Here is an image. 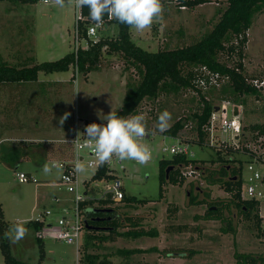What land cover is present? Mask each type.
Returning <instances> with one entry per match:
<instances>
[{"label": "rangeland", "instance_id": "374dc122", "mask_svg": "<svg viewBox=\"0 0 264 264\" xmlns=\"http://www.w3.org/2000/svg\"><path fill=\"white\" fill-rule=\"evenodd\" d=\"M161 3L162 18L144 31L132 29L131 32L134 42L150 51L190 43L212 28L225 6L220 0L193 7L179 6L178 0H161ZM75 17L74 3L66 2L64 7H59L54 0H0V61L20 67L60 58L73 48ZM117 30V23L110 20L96 28L95 36H113ZM246 33L245 72L264 78V10L253 16ZM224 57V53L220 54L221 59ZM138 81L137 72L126 64L122 56L103 53L97 68L86 74L79 72L74 75L72 67L63 71L39 72L35 81L21 83V86L11 83L12 92L8 89L0 91V204L8 228L17 223L26 225L46 209H50L51 213L45 219L55 221L63 207L73 204L72 194L59 181L61 169L58 162L68 158L69 153L58 142V138L64 135L59 118L70 112L66 121H72L75 115L103 121L97 115L98 111L107 115L118 109L128 88ZM201 90L205 89L201 87ZM215 95L213 102L221 101L218 94ZM198 105L196 91L182 88L177 92H160L153 98L144 97L136 111L129 115L142 113L146 116L149 134L140 142L149 147L152 156L146 164L124 161L125 168L119 171L121 182L126 194L149 200L130 205L113 201L111 206L119 214V220L122 219L119 231L130 226L125 220L130 217L139 219L145 229H155L157 235L119 236L112 241L96 242L89 251L111 260L112 264H137L140 261L155 264H234L235 252L264 256V238L257 236L250 221L229 203L231 194L218 184H208L199 170L195 169L196 172L191 175H182V184L164 185L163 195L158 197V160L171 156L170 152L162 150L163 146L173 144L177 136L182 141H188L194 157L208 158L211 155L209 148H201L191 142L196 140L197 135L190 116ZM227 107L230 114V105ZM164 110L171 113L170 126L178 118L188 117L174 136L157 131V118ZM239 115L244 126L239 137L216 133L214 142L219 144L224 138L234 145L244 142L248 148L261 152L262 147L255 140L251 125L264 123V95L258 100L253 96L246 97L244 105L239 108ZM37 144L46 146L45 155L37 150ZM240 157L243 160L247 158L244 155ZM45 164L51 168L49 173L43 170ZM205 164L215 166L208 161ZM17 171L27 173L30 179L19 181ZM91 173L92 170L85 166L80 176L84 179ZM246 176L247 171L243 168L242 181ZM90 185L99 197L106 182L91 180ZM188 189L198 198H205V202L189 204ZM204 191L209 192L208 198L204 197ZM243 195L249 198L247 193L243 192ZM208 201L223 203L222 217H204ZM174 206L176 211L172 210ZM65 212L66 215L69 213ZM258 213L262 218L261 228H264V197L258 199ZM228 222L234 231L224 230ZM182 223H187L189 228L183 231L168 229L172 224ZM25 227L29 231L22 240L9 242L11 253L16 258L30 264H80L82 239L78 250L74 243L54 239L49 234L38 242L33 227ZM40 243L43 246L41 259ZM139 247L154 249L128 255L119 252L122 248ZM190 250L194 252L189 253ZM0 264H5L1 248Z\"/></svg>", "mask_w": 264, "mask_h": 264}, {"label": "trees", "instance_id": "16d2710c", "mask_svg": "<svg viewBox=\"0 0 264 264\" xmlns=\"http://www.w3.org/2000/svg\"><path fill=\"white\" fill-rule=\"evenodd\" d=\"M11 1L16 2L17 0ZM20 1L34 2L36 0ZM209 1L211 0H178L179 6L184 7H193ZM220 1L224 2L225 6L210 30L193 38L190 43L174 48H160L153 51L137 45L131 37V29L128 26L119 23L115 18H108L105 15L103 19L104 23L110 20L117 23L118 30L116 34L98 37L97 41L90 44L89 47L79 49L76 56L71 49L58 59L41 61L29 66L22 65L16 67L0 61V91L8 89L12 92L13 87L11 88L9 85L11 83L21 86V83L35 81L38 78L39 72L63 71L69 69V67L74 68L76 66L81 74H86L97 68L103 53L119 54L128 66L135 69L139 76V81L128 88L121 106L113 111L119 116L127 117L133 114L144 97L153 98L160 92H177L182 88L196 91L199 97V105L192 112L190 119L193 121L197 138L191 142L201 148H209L211 155L208 158H196L183 154H171L169 158H160L158 160V197L163 195L164 185L169 183L182 184L184 178L180 172V168L191 164L194 169L201 172L202 178L208 184H218L224 191L231 194L229 203H232L243 217L250 221L255 234L264 238V228H261L262 218L258 213V200L241 197L244 164L253 160L254 154L247 153L249 150L246 148L244 142L239 144L238 147L230 144L210 145L206 139L207 131L204 129L214 107L213 100L216 93L220 100H229L240 109L244 105L246 97L253 96L258 100L264 95V90L255 87L248 81L258 76L247 74L243 65L244 49L248 39L246 31L252 23L253 16L264 10V0ZM81 12L86 17L79 22V28L82 34H84L85 28L91 20L89 19L87 7L81 9ZM222 53L225 55V60L220 58V54ZM229 59H231V62H228ZM206 71L217 74L218 85H208L202 91L201 87L194 80L197 77H204L208 81V74H204ZM187 120L188 117L186 116L178 118L164 132L174 136ZM251 128L259 134L264 133V123H253ZM253 136L256 138L257 134H253ZM185 143L188 144V141ZM37 145L39 146L38 148H42L40 144ZM240 155L247 157L246 160H243ZM15 158L18 159V155ZM207 161L215 166H206L205 163ZM166 170L168 171L166 172ZM114 177L113 173L107 172L105 166H102L91 176V180L101 178L109 180ZM188 191L189 204L205 202V198H198L196 194L191 192V189H188ZM85 193L87 197L80 203V206L88 208L84 218L83 244L81 243L83 245V255L80 256V264H112L111 260L100 258L98 253L89 251V248L93 247L96 242L112 241L119 236L135 238L157 235L155 229H145L140 225L139 219L133 220L130 217L125 218L130 226L125 230L119 231L118 227L122 225L120 223L122 219L119 220V214L111 206L114 201L111 196L106 193L105 196L100 195L97 197L95 195V188L90 185V180L85 181ZM204 195V197L208 198L209 192L204 191ZM148 200L147 198H137L124 192L123 197L118 201L130 205L146 203ZM214 202L208 201L204 213L205 218L222 217L221 209L223 203L215 202L214 204ZM172 210L176 211V206ZM227 224V228H224V230L230 229L234 231L230 222ZM26 225L32 226L35 231L42 227L43 222L30 220ZM188 228L187 223L172 224L168 227L169 230L174 231H183ZM7 229L8 224L3 220L0 204V248L5 264H30L27 261L16 258L11 253L9 241L3 236ZM36 238L38 242L42 239ZM39 245V258L41 259L43 256V246L41 243ZM149 249L154 248H122L119 252L128 255L134 252L149 251ZM193 252V250L189 251V253ZM234 257V264H264V256L262 255L235 252ZM137 264L155 263L140 261Z\"/></svg>", "mask_w": 264, "mask_h": 264}, {"label": "built area", "instance_id": "2783aa9c", "mask_svg": "<svg viewBox=\"0 0 264 264\" xmlns=\"http://www.w3.org/2000/svg\"><path fill=\"white\" fill-rule=\"evenodd\" d=\"M44 2L48 0H43ZM75 22H74V40L72 50L77 54V51L81 48H87L90 44L97 41L98 37L95 36L96 28L101 26L95 25L94 22H90L89 25L85 28V33L82 34L81 29L79 28V22L84 20L86 17L82 14L81 9L75 7ZM110 18L109 16H107ZM74 75L79 74L77 67L73 68ZM208 74V81L204 77H197L195 80L199 87L206 88L208 85L214 84L218 85L217 74L204 72ZM250 81L255 87L264 90V78H251ZM230 105V114L227 112ZM218 106V109L215 110L214 107ZM214 107L209 115L208 121L204 127L207 131L206 139L210 145H220V144H230L234 147H238L239 144H233L228 142L225 138L220 140L219 144L214 142V136L216 133L221 135H231L238 138L242 132L243 125L240 122L239 107L235 106L229 100H221L217 103H214ZM238 109V113L234 114V108ZM128 117V116H127ZM73 124L70 134L61 139V142L65 143L68 147V158L62 159L58 162V166L61 169L59 176V181L65 187L67 192L72 194V205L67 208H63L61 214L57 217L55 221L46 220L45 216L51 213L50 209L44 210L40 216H38L36 221L43 222L41 228L35 230V236L42 238L46 234L51 236L54 239L63 240L67 243H74L76 249H79L81 244V239L83 237V231L85 227V212L88 208L80 206V203L87 197L85 193V181L90 180L91 176L99 170L100 167L105 166L106 171L113 173L115 177L113 179L106 180L104 178L96 179L106 182L104 191H102V196H105L106 193L111 196L114 201H118L123 197V185L121 182V176L119 171L124 170L125 164L124 161H118L115 157L111 164L101 165L94 153V145L86 141L85 136L83 135L85 126L90 123L103 124L106 121L91 120L86 118H81L78 115L73 117ZM80 132L79 142L77 139V132ZM255 140L259 142V147H262V151L258 152L255 148L247 146L249 150L247 153H253L254 159L248 161L244 164V168L247 171V176L245 180L242 181L241 185V197L245 198L243 192L247 193L249 198L259 199L264 197V134H259L257 131ZM177 140L170 146H163V151H168L171 154H183L189 157H193V152L191 151L189 145L182 141L179 137ZM77 160L85 163L87 169H91L92 173L89 176H86L84 179L81 178L80 172L75 171V163ZM55 164V162H53ZM181 174L184 176L186 173L191 175L196 170L191 166V164L184 165L180 168ZM16 176L19 181L25 182L30 179V176L23 171H17ZM58 200V198H55ZM69 213L66 215L65 211Z\"/></svg>", "mask_w": 264, "mask_h": 264}, {"label": "clouds", "instance_id": "9594fccd", "mask_svg": "<svg viewBox=\"0 0 264 264\" xmlns=\"http://www.w3.org/2000/svg\"><path fill=\"white\" fill-rule=\"evenodd\" d=\"M73 4L79 10L85 7L89 10V19L99 26L103 23L105 15L115 18L119 23L136 31H144L152 26L154 21L162 18L163 5L161 0H54L59 7ZM78 92V91H77ZM70 112H65L59 118L62 126L70 117ZM97 115L106 123H90L85 126L83 135L86 141L94 145V153L101 165L111 164L115 157L118 161H136L146 164L152 156L149 147L140 141L148 134L147 119L144 114L129 117L119 116L111 111L104 115L98 111ZM171 113L162 111L157 118V131L164 132L170 127ZM81 133L77 132V143ZM84 164L77 160L75 171L81 172ZM45 173L51 168L43 165ZM28 228L23 224L11 225L5 230L3 236L10 243H18L28 233Z\"/></svg>", "mask_w": 264, "mask_h": 264}, {"label": "crops", "instance_id": "0c3cea01", "mask_svg": "<svg viewBox=\"0 0 264 264\" xmlns=\"http://www.w3.org/2000/svg\"><path fill=\"white\" fill-rule=\"evenodd\" d=\"M131 32H132V29H131ZM72 124H73V121H65V123L61 126L62 128H64V131L61 132V133H64V135L62 137L58 138V142H60L62 147H66L67 149H68L67 145L65 143L61 142V139L67 137L70 134L71 129H72ZM66 132H67V134H66ZM40 147H42V148H37V150L43 152L44 155H45L46 154V149H47L46 146H40ZM63 208H65V207H63Z\"/></svg>", "mask_w": 264, "mask_h": 264}, {"label": "water", "instance_id": "95a60500", "mask_svg": "<svg viewBox=\"0 0 264 264\" xmlns=\"http://www.w3.org/2000/svg\"><path fill=\"white\" fill-rule=\"evenodd\" d=\"M214 109L217 110V109H218V106H215ZM234 114H237V108H236V107L234 108ZM167 171H168V170H166V172H167ZM94 210H96V209H94Z\"/></svg>", "mask_w": 264, "mask_h": 264}]
</instances>
